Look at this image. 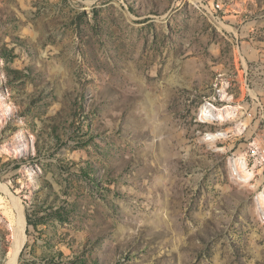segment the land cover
<instances>
[{
  "label": "rangeland",
  "instance_id": "rangeland-1",
  "mask_svg": "<svg viewBox=\"0 0 264 264\" xmlns=\"http://www.w3.org/2000/svg\"><path fill=\"white\" fill-rule=\"evenodd\" d=\"M0 264H264V0H0Z\"/></svg>",
  "mask_w": 264,
  "mask_h": 264
},
{
  "label": "bare ground",
  "instance_id": "bare-ground-1",
  "mask_svg": "<svg viewBox=\"0 0 264 264\" xmlns=\"http://www.w3.org/2000/svg\"><path fill=\"white\" fill-rule=\"evenodd\" d=\"M24 232H25V218L23 213L20 214L19 220L17 222V228H16V232H15V244H14V254L12 256V261L14 262L15 259L18 257L19 252L23 246V243L25 241V236H24Z\"/></svg>",
  "mask_w": 264,
  "mask_h": 264
},
{
  "label": "water",
  "instance_id": "water-1",
  "mask_svg": "<svg viewBox=\"0 0 264 264\" xmlns=\"http://www.w3.org/2000/svg\"><path fill=\"white\" fill-rule=\"evenodd\" d=\"M15 244V243H14Z\"/></svg>",
  "mask_w": 264,
  "mask_h": 264
}]
</instances>
